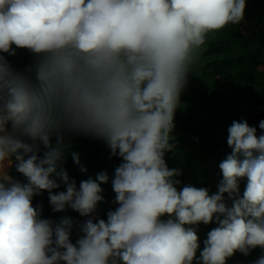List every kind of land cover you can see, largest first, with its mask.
Segmentation results:
<instances>
[{"label": "clouds", "instance_id": "1", "mask_svg": "<svg viewBox=\"0 0 264 264\" xmlns=\"http://www.w3.org/2000/svg\"><path fill=\"white\" fill-rule=\"evenodd\" d=\"M245 8L246 0H0V264H227L257 248L252 264H264V119L259 134L246 120L227 129L231 154L215 193L181 186V170L166 162L199 50ZM19 51L32 58L22 69L9 59ZM74 136L119 158L111 176L77 186L64 167L70 155L87 172L70 151ZM109 182L115 207L101 218ZM44 192L52 212L71 209L83 222L43 218L33 200ZM200 224L216 225L202 250Z\"/></svg>", "mask_w": 264, "mask_h": 264}, {"label": "trees", "instance_id": "2", "mask_svg": "<svg viewBox=\"0 0 264 264\" xmlns=\"http://www.w3.org/2000/svg\"><path fill=\"white\" fill-rule=\"evenodd\" d=\"M258 3H251L240 23L229 24L208 34L205 45L199 50V58L188 75V83L181 92L180 106L174 118L172 135L178 147L166 155L168 166L182 172L177 177L182 182L181 186L191 184L206 187L211 194L219 184L222 178L219 163L231 154L227 145V129L231 126L232 119L246 120L250 126H256L258 134L260 133L258 125L264 119V35L260 27L264 16L257 11ZM9 59L15 67L22 69L32 58L27 52L19 51L16 57ZM233 110L239 112H232ZM207 128H213L215 132L206 131ZM75 137L85 150L84 159L98 162L103 149L100 141L83 136ZM194 143L204 146L193 152ZM11 174L24 182L22 174L14 169ZM245 185L246 180H241V194ZM37 203L43 204V218L58 221L67 215L79 221L71 209L52 212L47 192L34 198L33 204ZM215 226H198L200 250L203 249L207 233ZM76 238L77 233L74 231L73 242ZM260 254L259 248L248 256L237 252L227 260V264H240L242 261L252 264Z\"/></svg>", "mask_w": 264, "mask_h": 264}, {"label": "rangeland", "instance_id": "3", "mask_svg": "<svg viewBox=\"0 0 264 264\" xmlns=\"http://www.w3.org/2000/svg\"><path fill=\"white\" fill-rule=\"evenodd\" d=\"M253 2H259L257 11L258 12H262L263 16H264V2H263V0H260V1L259 0H246V8H245L244 15H246L248 13V11L250 9V5ZM260 29L262 30V33L264 35V21L262 22V25H261ZM232 112H239V110H233ZM241 112L242 111H240L239 114H241ZM236 120L237 119L234 118V119H232V122L236 121ZM206 131H210L212 133L215 132V130L213 128H207ZM174 143L176 144V148H177L178 147V143L177 142H174ZM100 145L103 148L101 150L100 159H99L98 162L93 163L92 160H85L84 159L85 150H84V148L82 146H80V144H79L78 140L76 139V137L74 136V137L71 138V149H70V151L79 152L80 153L81 162L87 168V172L86 173H81L79 171L78 167L73 163V161L71 159V156L67 155L64 167L68 171L69 176L76 180L77 186L79 185L80 181L86 180L89 176L95 178L96 174L99 173L100 171H107L109 173V175L111 176L113 174L115 166H117L121 162L119 160V158H116V157H113L112 159H109V149L107 148L106 144L103 143L102 141H100ZM203 146L204 145L201 144V143H194L192 151L196 152L199 149H202ZM108 184H111V183L109 182ZM102 186H104V185H102ZM216 191H217V185L212 190V193H215ZM100 210H101L100 209V204H98L97 214L99 216L101 214ZM74 214L79 219L78 222L82 223L84 218L80 217L79 214L76 213V212H74ZM240 264H247V263H246V261H242Z\"/></svg>", "mask_w": 264, "mask_h": 264}, {"label": "crops", "instance_id": "4", "mask_svg": "<svg viewBox=\"0 0 264 264\" xmlns=\"http://www.w3.org/2000/svg\"><path fill=\"white\" fill-rule=\"evenodd\" d=\"M104 189L103 196L105 198V202L100 203V217L106 218V212L111 208L114 209L115 205H113L112 201L114 199L115 193L112 191L111 184H105L102 186Z\"/></svg>", "mask_w": 264, "mask_h": 264}]
</instances>
